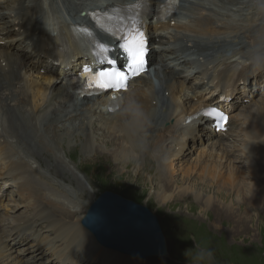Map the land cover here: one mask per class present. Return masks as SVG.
Returning <instances> with one entry per match:
<instances>
[{"label":"bare ground","instance_id":"obj_1","mask_svg":"<svg viewBox=\"0 0 264 264\" xmlns=\"http://www.w3.org/2000/svg\"><path fill=\"white\" fill-rule=\"evenodd\" d=\"M135 1L62 0L61 2L66 5L70 19H78L77 24L82 25L88 22L90 12L96 9L108 11L119 6L133 4ZM165 2L166 0H149V9L145 20L149 22L150 20L153 21ZM176 2V14H183V16L191 21L194 27L201 28L202 31L212 34L222 31V33L234 32V35L201 40L196 37L180 34L179 32H170V26L173 25L171 18L176 14L155 24H150L153 27L152 30L148 33L145 32V35L148 37L147 43L151 44L154 42L155 46H159L158 50L163 51V55L157 57L156 51L153 50L154 47L150 46L152 50L148 54L147 64L152 65L153 75L149 73L146 75L142 74L134 80L129 81L128 85H138V88L132 94L140 100L153 119L152 126L147 129L149 138L155 144L162 146L168 159L161 171L156 170L155 165L149 162L143 164L141 170L144 173L154 175V182L156 185H160L159 198L162 202H167L168 204V201H170V204L171 201L177 199H180L182 202L184 200L187 201V198L190 197L189 195L194 193L193 197L196 198V201L198 199V202H202L199 205L204 209L205 213L208 215L210 213L212 217H215L213 223L216 220L226 219L233 224L236 222L247 225L250 221V216L242 215L241 210L243 211L244 209L249 215H252L253 211L257 212L256 215L264 214V179L261 180L256 177L264 169V155L258 150V147L249 146L247 152L242 151L240 154L244 158V161H236V163L245 167L248 175L245 178L246 182L249 181L250 175L257 178L254 189L252 191L249 190L245 194L241 192L243 181L240 180L242 182L240 183L237 176L240 166H231V170L228 171L227 175L220 168V161L223 157L234 155V148L225 146L230 147V150H227L223 143L212 145L213 149L216 144L219 147V152L221 153L219 162L212 165V162L209 160L197 158L196 162L194 164L191 162L192 164L185 170L183 168L176 170L173 166V160L177 157L179 149L183 148L185 138L189 139V136L192 138L197 136V133L193 135L195 130H199L203 137L206 134H212V130L215 131V125L211 119H201L188 124L185 121V117L190 116L201 108L215 106L201 101H195L190 105L192 101L191 97L188 93L182 94L183 90H185V85L175 82L172 76L173 71L171 72L168 69L169 66L177 67L181 65L195 70L198 74L204 76V71L200 69V66L202 62H206V59L218 60L219 53L224 52L226 49H235V47L243 46V37L252 31L255 33L259 31L260 34H264L262 30L264 27V24H262L264 22V11L258 14L259 17L257 16V21L261 23L251 29H245L244 27L239 29L227 23H222L219 27L217 25L223 18L218 12L214 13L211 8L191 0H176ZM227 2L228 5L233 4L232 1ZM40 9V0H18L14 7L4 8L5 12H0V33L14 36L6 40L7 45L0 46V111L2 113L0 114L2 116L0 118V130L7 131L0 132V185L11 182L25 196L32 198L34 200L33 204H36L33 217L19 222L13 221L16 223V226L12 230L6 233L0 232V264L28 263V261H22L19 257H11V252L3 245L5 243L2 240L3 237L10 238L12 231H15L13 235L15 239L18 238L23 231L31 230L33 225L41 220L48 225L49 231H53L54 236L52 239L43 242L40 239L42 238L41 235L37 234L35 236L34 241L39 244L35 247L41 250L31 255L33 260L40 259L36 258L37 254H42L41 256L44 257L47 253L53 256V259L49 258V260H46L48 262L55 261L57 264H84L82 263L83 261L86 263L93 262L95 259L94 253H96V257L99 260H103V263L130 264L131 261L126 258L123 259L117 256L110 258L111 253L97 246L89 234L82 230V227L80 228L79 219L83 211H80L79 216L74 221H71L69 217L73 216L77 207L72 203L59 199L53 192L46 190L36 182L27 172V164L23 162L19 155L12 153L11 148H9L5 141V138L13 137L12 139L15 140L14 143L17 145V139H15V136H12L13 132L11 133L12 129L15 132L22 129V134H25L26 130L29 129L31 131L34 129L35 132L36 127L41 134L46 135L45 139L48 144H57L56 146H58L64 135L69 136L81 131L84 134L80 142L84 143V149L88 150L89 148L86 146V143H91L92 140L90 139L99 131H102V133L106 131L108 136L103 139V143L108 147L104 150H92L91 155L85 158V160L104 165L111 162L115 168L119 167V165H124L125 169H128V165L133 166L121 155L122 148L126 144V138L121 132L119 123L113 118L120 108L119 101L124 96V92L115 94L117 110L113 113L107 111V106L112 103L111 93L105 92L99 96L81 97L78 90L83 87L87 76L80 74L75 80L72 75L79 72V66L82 64L94 69L100 65L96 63L95 59H92L93 57L90 52L92 44L76 35L73 29L75 27L72 28L70 20L61 22L56 32L52 33L49 29H43L45 21L39 17L41 15L39 14ZM48 11L49 13H56L54 8ZM198 12L201 13L200 16H198ZM81 13H84L83 18L81 17ZM144 25L146 28V24ZM174 26L178 30H187V27L182 24ZM162 31H166V33L162 35ZM161 35L166 39V42L162 40L157 41ZM97 37L105 41L104 46L109 48L111 58L118 61L121 54L116 47L117 42L102 36L101 33H98ZM13 43H22L23 47L15 49L17 46H14ZM25 51H29V55L25 54ZM31 55L35 56L32 60ZM46 61L51 64H48ZM52 66L55 67L54 71L52 70ZM216 69L217 72L213 76L215 81H210L213 84V94L221 93L226 95L230 88H233L238 83L239 79L243 80L247 76V72L255 70L251 66L240 67L237 62L231 61L228 64H218ZM56 72H60L62 75L61 77L63 78L59 77L61 80L65 79V81L67 80L70 83L66 86H59L56 89L54 87L50 99L46 101L45 107L40 110L44 104L43 102L46 100L47 92L52 82H54V78L60 76ZM23 73L24 75H30L27 77L28 80L22 78ZM189 74L190 71L187 72V75ZM206 84L207 82H205ZM143 88H146V90H143ZM178 96L182 97L181 105L172 108L169 100H174V97ZM63 97L64 100H62ZM65 98H68V101ZM52 101H57L54 107L52 106ZM227 101V98L225 100L221 99L219 106H216L221 108L225 114L227 112ZM157 107L159 108L157 109ZM261 109H264V107ZM34 118L35 122L33 124ZM170 118L175 119L174 124H171L169 128H163L162 125ZM232 120L233 117H228L226 126ZM95 121L101 122L97 130H95ZM221 132L219 130L214 136H217L218 139L223 138L226 133L223 134ZM241 132H243L246 138L250 139L249 141L253 142L264 136V110L262 116H253L252 122L247 127L242 128L237 133V136ZM27 135L31 136L28 133ZM33 139L34 135L31 136L30 140L27 139L26 141L32 142ZM194 141L196 140L194 139ZM261 141L264 142V138ZM74 157L75 155L71 154V158L73 159ZM210 157L211 155H208V158ZM171 158L173 160H170ZM194 172L198 175L195 178L196 180L192 182L191 178ZM177 174H182L180 182L191 183V186L185 187L183 191H177L178 194L173 197V184L176 183L175 185H177L180 183L175 181L174 177ZM138 178L139 181L144 182L142 174ZM208 179L210 180V187L213 185L217 187V190L214 192L216 196L213 198L212 195V199L211 197H204L202 195L204 190L201 192L197 183ZM74 181L78 184L80 178L74 177ZM249 182H253V179ZM210 187L208 186V188ZM187 191L190 194H187ZM232 194L240 198L239 201L234 203L230 200V203H228ZM242 204L244 207L241 209ZM55 210L65 217L58 218L50 213H53ZM169 220L171 219L169 218ZM174 223L179 224L178 222ZM260 225V227H264V221ZM205 229L207 230V227ZM30 247H32L31 244L25 249ZM81 254L84 257L83 261L82 258H79Z\"/></svg>","mask_w":264,"mask_h":264},{"label":"rangeland","instance_id":"obj_2","mask_svg":"<svg viewBox=\"0 0 264 264\" xmlns=\"http://www.w3.org/2000/svg\"><path fill=\"white\" fill-rule=\"evenodd\" d=\"M17 1L18 0H0V12L4 11V8L14 7L17 4ZM61 1L40 0L41 9L39 14L41 15H39V17L41 20L45 21L43 24V29H49L52 33L56 32L59 24L61 22L67 21L68 18H70V15H68L66 10V5ZM191 1L211 8L214 13L218 12V14L223 18L217 25L219 27L220 24L227 23L238 27L239 29L243 27L245 29H251L261 23L257 21V16L259 17L258 14H260L261 11H258L255 7L254 0ZM227 1H232L233 4L228 5ZM51 8H54L56 13H49L48 10ZM200 15L201 13L198 12V16ZM46 21H49L50 23ZM189 21L190 20L183 16V14H176L173 18H171V23L173 25L170 26L171 29L169 31L179 32L180 34L196 37L197 39L201 40H205L207 38L213 39L214 37L219 38L226 35H234V32L222 33V31L218 33L214 32L213 34L208 33L206 31H202L201 28L194 27L191 21ZM176 24L184 25L187 27V30L182 31L181 29H176V26H174ZM262 24H264V22H262ZM152 28V25H147L146 32H150ZM262 30L264 31V27ZM165 33L166 31L161 32L162 35ZM257 34H260V32L257 31V33H255L252 31L246 34L243 37V46L235 47V49H226L224 52L219 53L218 60L206 59V62H202L200 69L204 71V76L198 74L195 70H191L187 67L185 68V66L181 65L177 67L169 66L168 69L171 72L173 71L172 76L175 82L183 83L185 85V90H183L182 94L188 93V95L191 97L192 101L190 105H192L195 101H201L210 103L212 106L216 107L219 106L221 99L225 100L227 98L228 101L226 115L228 117H233L231 123H229L228 126L225 125L224 128L220 130L222 131L221 133H226L221 139H218L217 136H214V134L219 131L216 128L215 131H211L212 134H206L204 137L201 136L199 130H195L193 135L197 133V136H194L193 138L189 136V139L185 138V145L183 144V148L179 149L177 157L174 158V160L172 158L170 159L173 160L174 168L176 170L182 168L185 170L192 163L194 164L197 158L200 160H209L212 162V165L216 162H219L221 157L219 147L216 144L213 149L212 145L215 143H223L224 147L230 146L234 148V155L223 157V159L220 161V168H222V171L225 173V175H227L228 171L231 170V166H240L237 176L239 181H243V183L240 181V183H242V194L254 189L257 181L256 177L261 180L264 179L263 169L259 176L258 174L256 177L250 175L249 181L253 179V182H246L245 178L248 175L246 173L245 167H242L241 164L236 163V161H244V158L240 156V154L242 151L247 152L249 146L258 147V150L264 155V142L261 141L264 136H262L263 138L261 137L254 142L249 141L250 139L246 138L243 132L237 136V133H239L242 128L247 127L248 124L252 122L253 116L263 115L264 109L261 108L264 107V70H253L249 73L247 72V76L243 80L239 79L238 83H236L233 88H230L227 95L221 93L213 94V84L210 81H215L213 76L217 72L216 66L220 63L228 64L231 61L237 62L238 66L240 67L247 66L241 63L242 57L240 56L248 55L249 49L252 47ZM162 35L157 39V41L162 40L166 42V39ZM10 37L14 36L1 32L0 46L7 45L8 43L6 40H8ZM13 45L17 46L15 49L18 47H23L22 43H13ZM155 45L156 44L154 42L149 44L148 50H152L150 49V46L154 47L153 50L156 51L157 57L162 56L163 51H159V46ZM28 52L29 51H25V54L29 55ZM229 52H235L238 55L237 57H230L228 55ZM34 58L35 56L31 55V60ZM83 66L85 65H80L79 72L72 75L73 79L76 80V77L80 75L81 68ZM177 68L178 70L176 71ZM54 69L55 67L52 66L53 71ZM189 71L190 74L187 75V72ZM56 73L60 76H56L54 78V82H52L49 91L47 92L46 100L43 102L44 104L42 103L43 105L41 106L42 108H40V110L45 107L46 101L50 99L54 87L56 89L59 86H66L70 83L67 80L65 81V79L61 80L63 77H61L62 75L60 72ZM148 73L151 75L153 74L151 64H147V71L145 72V75ZM29 76L30 75H24V73L22 74V78L24 80H28L27 77ZM205 82H207L206 85ZM137 88L138 85L136 84L128 85V89L127 91H124V95L128 94L129 92L132 93ZM143 90H146V88H143ZM62 100H64V97ZM65 100L68 101V98H65ZM56 102L52 101L53 107L56 105ZM169 102L171 107L175 108L176 106L181 105L182 97H174V100H169ZM158 108L159 107H157V109ZM0 114H2L1 111ZM1 117L2 116H0V118ZM34 122L35 118L32 123L34 124ZM174 122L175 119L170 118L162 125V127L169 128V126L174 124ZM100 124L101 122L99 121L94 122V125L96 126L95 130L100 127ZM2 131L7 132L6 130H0V132ZM12 132V136H15V139H17V145L14 143L15 140L12 139L13 137L5 138V141L7 142L9 148H11L12 153L19 155L23 162L27 164V172L35 179L36 182H38L46 190L53 192L59 199H63L65 202L72 203L77 207L73 216L69 217L71 221H74L75 218L79 216L80 211H83L81 218L79 219V226L81 219L88 209V205L94 202L101 194L106 191L116 194L125 200L131 201L136 205L148 209L157 218L161 232L166 242L167 255L165 257L147 258L139 261L125 257L121 254L118 255V253L113 251H108L111 253L110 258L114 256L121 257L123 259L126 258L131 261L130 264H193L194 250L199 245H207L215 250L217 264H264V227H260V223L264 221V214L256 215L257 212L253 211L252 215H249L243 209V211L241 210V214L244 216H250V221L247 225L236 222L233 224L231 221L226 219L216 220L213 223L215 217H212L209 212V215L205 213L204 209H202L200 206L202 202H198V199L196 201V198L193 197L194 193L189 195L190 197L187 198V201L184 200L182 202L180 199H177L175 201H171L170 204V201H168V204L167 202H162V200L159 198L160 185H156L154 182L153 174L144 173L141 170L142 166L134 167L128 165V169H125L124 165H119V167L115 168L111 162L104 165L85 160V158H88L91 155L92 150H104L106 147H108L107 145L105 146V143H103V139L108 136L106 131L103 133L102 131H99L90 139L92 140L91 143H86V146L89 148L88 150L84 149V143L80 142V139H83L84 134L81 133V131L75 134H70L69 136L64 135L58 146H56L57 144H48L47 140L45 139L46 135L41 134L39 129L36 127L35 132L34 129H32V131L30 129L26 130L25 134H22V129L16 131L18 133L12 129L11 133ZM27 133L31 134V136L34 135L32 142L26 141L27 139H31V136L27 135ZM194 139L196 141H194ZM230 147L225 148L230 150ZM90 149L91 151H89ZM70 152L72 155H75L73 159L71 158V154H69ZM208 155H211V157L208 158ZM149 163L152 164L151 162ZM162 168L163 167L158 168L155 166V169L159 171H161ZM141 174L144 176V182L138 180V177ZM177 175L174 177L175 181L180 182L182 174H179V177ZM192 175L191 181L193 182L196 180L195 178L198 174L194 172ZM74 177L80 178L78 184L74 181ZM205 182L208 185H206ZM209 182L210 180L208 179L206 181H199L197 183L199 190L201 189V192L204 190L202 192L204 197H211L213 195L214 198L216 196L214 192L217 190V187L215 185L210 187ZM175 184H173V197L178 194L177 191H183L185 187L191 186V183L188 184V182L184 181L177 185ZM208 186L210 188H208ZM186 193L190 194L189 191ZM27 197L28 196H25L21 191H19V189L13 186L11 182L0 185V232L6 233L12 230V228L16 226V223L13 221L19 222L33 217V214L36 210V204H33L34 200L32 198ZM230 198L228 203H230V200L236 203L240 199L235 194H232ZM243 207L244 205L242 204L241 209ZM56 211L57 210L53 211V213H50L58 218L65 217ZM169 218L174 222H178L179 224H175L173 221L169 220ZM206 227L207 230L205 229ZM49 230L50 229H48V225L43 223L41 220L35 223L31 230L23 231L20 234L21 237L19 236L15 239V236H13L15 231H12L11 237H3L2 242L5 243L3 245H5L9 252H11V257H19V259L22 261H28L27 264H57L55 261H46L49 260V258L53 259V256L47 253L44 257L41 256L42 254H37L36 258H40L37 260H33L31 258L32 254L41 250L40 248L35 247L39 245L36 243V241H34V238H36L35 236L37 234L41 235L42 238L40 239H42V242L52 239L54 233L53 231ZM89 236L92 239L90 234ZM30 244L32 247L25 249ZM101 249L105 250L103 248ZM96 256L97 254L94 253L95 259L93 262L89 263L83 261V254L79 255V258H82V263L84 264H107L103 263V260H99Z\"/></svg>","mask_w":264,"mask_h":264},{"label":"water","instance_id":"obj_3","mask_svg":"<svg viewBox=\"0 0 264 264\" xmlns=\"http://www.w3.org/2000/svg\"><path fill=\"white\" fill-rule=\"evenodd\" d=\"M80 225L99 246L132 259L167 255L157 218L148 209L116 194H101L89 205Z\"/></svg>","mask_w":264,"mask_h":264},{"label":"clouds","instance_id":"obj_4","mask_svg":"<svg viewBox=\"0 0 264 264\" xmlns=\"http://www.w3.org/2000/svg\"><path fill=\"white\" fill-rule=\"evenodd\" d=\"M258 11H264V0H254ZM236 56L237 53L229 52ZM242 57L241 63L255 70H264V34H257L249 53ZM239 57V58H240ZM120 108L114 114L120 129L126 138L122 148V157L134 167H140L151 162L160 168L166 165L167 155L161 145L155 144L148 135L147 129L152 126L153 119L140 100L131 92L124 95ZM193 264H217L215 250L207 245H199L193 253Z\"/></svg>","mask_w":264,"mask_h":264},{"label":"snow or ice","instance_id":"obj_5","mask_svg":"<svg viewBox=\"0 0 264 264\" xmlns=\"http://www.w3.org/2000/svg\"><path fill=\"white\" fill-rule=\"evenodd\" d=\"M122 39L123 43L119 47L126 57L127 70L116 67L115 60L111 58L108 47L101 46L98 63L107 64L108 67L94 72L91 68L85 69L87 72H92V75L86 81L90 88L94 87L101 91H127L130 77L138 75L146 69L147 41L143 31L134 27ZM213 113H215V119L221 122H226L228 119L227 116L215 109L209 112V114Z\"/></svg>","mask_w":264,"mask_h":264}]
</instances>
